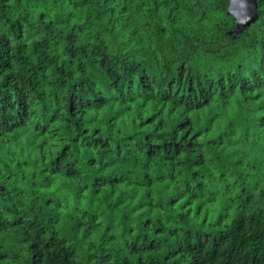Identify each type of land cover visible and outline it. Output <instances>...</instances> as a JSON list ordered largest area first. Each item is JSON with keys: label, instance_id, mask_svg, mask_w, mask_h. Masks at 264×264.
Wrapping results in <instances>:
<instances>
[{"label": "trees", "instance_id": "1", "mask_svg": "<svg viewBox=\"0 0 264 264\" xmlns=\"http://www.w3.org/2000/svg\"><path fill=\"white\" fill-rule=\"evenodd\" d=\"M0 0V264H264V0Z\"/></svg>", "mask_w": 264, "mask_h": 264}, {"label": "water", "instance_id": "2", "mask_svg": "<svg viewBox=\"0 0 264 264\" xmlns=\"http://www.w3.org/2000/svg\"><path fill=\"white\" fill-rule=\"evenodd\" d=\"M227 13L234 18V25L227 32L237 38L258 18L256 0H229Z\"/></svg>", "mask_w": 264, "mask_h": 264}]
</instances>
